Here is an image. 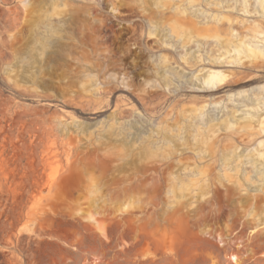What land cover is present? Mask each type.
Segmentation results:
<instances>
[{
  "label": "rangeland",
  "instance_id": "374dc122",
  "mask_svg": "<svg viewBox=\"0 0 264 264\" xmlns=\"http://www.w3.org/2000/svg\"><path fill=\"white\" fill-rule=\"evenodd\" d=\"M249 8L227 10L241 33L264 28ZM147 31L137 0H0V264H142L148 250L155 264H264V181L217 179L222 149L260 135L197 118L235 110L228 94L264 84V60L197 66ZM161 51L235 79L155 86ZM206 134L213 156L199 158Z\"/></svg>",
  "mask_w": 264,
  "mask_h": 264
},
{
  "label": "bare ground",
  "instance_id": "6f19581e",
  "mask_svg": "<svg viewBox=\"0 0 264 264\" xmlns=\"http://www.w3.org/2000/svg\"><path fill=\"white\" fill-rule=\"evenodd\" d=\"M137 1L143 26L148 24V35L155 38L158 48H172L176 50L180 59L186 63H190V60H194V65H197L204 60L203 55L206 56V59L209 61L212 59L215 63L228 62L229 64L232 63L234 65L242 62V60H244L243 58H249L254 61L264 60V28H262L259 24L254 23L248 26V31L246 33H241L234 26V22L237 21L238 18L232 17V15L227 11L230 9H238L249 14V12L252 11L249 7H253L258 12H261V15H264V0ZM204 2L214 4L218 6L220 10L216 13L212 11L209 12L208 9L203 6ZM62 3L63 5L66 4L63 1ZM114 8H117L116 5H114ZM224 21L226 22V27H224L220 33V31H218V27L220 28L221 26L219 24ZM213 23L214 26H210ZM210 39H213L217 45L218 53H213L212 49L214 48H212L211 51H209V49H203L206 46L205 44L209 42ZM211 44L212 43H210V48L212 47ZM195 46L196 48L194 49ZM202 50L205 51V54L201 52ZM151 58L154 65V73L158 78L154 79L156 83L154 85L169 89L171 92L177 90V86L181 85L183 82L186 84L192 83L194 86L203 90L206 88L218 89L230 86L232 81L235 79H229L232 73L227 69L215 68L212 66H202L201 68L187 72L186 69L178 63V59L173 53L172 55H168L167 53L161 51L159 54L151 56ZM197 66L200 65L198 64ZM239 96L243 98L242 101L237 98ZM245 99L249 101L248 103L253 105V107H251L253 109L255 108L254 110L243 108L248 106V104L243 103L245 102ZM228 100L235 103V110H232L231 112L227 111L225 117H220V115L217 114L211 115V113L206 109L208 104H204L202 107L200 106V112L197 114L199 122L205 125L204 127L206 130H211L214 126H217V124L225 120L227 121L228 128L235 127V130L239 128L248 130L249 128H256V134L260 136L252 137L249 141L244 139L246 142H241V139L239 140L240 142L233 140L232 144L228 148H223L219 158V164L223 173H219L220 175H218L217 179L221 184H224V179H228V177L231 176L229 173L234 170L237 172L240 171L241 175L243 174L242 176L249 175L248 178L245 177L246 180H249L250 178L253 179L254 176L259 178V180L264 181V109L262 108L264 106V84L257 85L251 89H240L236 93H229ZM216 103L217 102H215V104ZM223 111L225 112V110ZM155 130L157 129L155 128ZM254 132L255 131H250L249 134L253 135ZM164 134L166 135V133ZM171 136H174V134ZM166 137L167 135L165 138ZM168 137L171 138L170 136ZM211 137L212 136L210 134H206L200 140L197 139V137L195 138L194 145L196 144V147L192 150H194L195 155L199 158L206 155H209V157L213 156V152L211 153L208 148L204 149V147H206V145L211 141ZM173 142L175 141L173 140ZM200 143L203 144V147L200 146L199 148V145H201ZM173 152L181 153L182 150L181 148L174 146ZM192 163L195 165L197 162ZM182 165L185 166L184 164ZM249 172H254L255 175L249 174ZM248 184L250 185V183ZM249 185L247 187H250ZM150 238V236H145V239L147 240ZM144 256L145 258L140 261L142 264L156 263L157 259L153 251L148 250L144 253ZM238 257L239 256L235 253L230 254V258L232 259H237ZM165 258H168V256H165ZM238 262L239 261L236 260V263Z\"/></svg>",
  "mask_w": 264,
  "mask_h": 264
}]
</instances>
